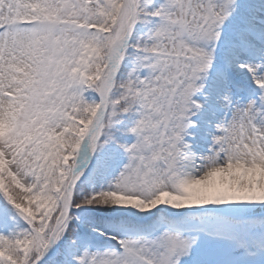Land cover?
Listing matches in <instances>:
<instances>
[{
	"label": "snow or ice",
	"instance_id": "obj_1",
	"mask_svg": "<svg viewBox=\"0 0 264 264\" xmlns=\"http://www.w3.org/2000/svg\"><path fill=\"white\" fill-rule=\"evenodd\" d=\"M0 264H264V0H0Z\"/></svg>",
	"mask_w": 264,
	"mask_h": 264
}]
</instances>
